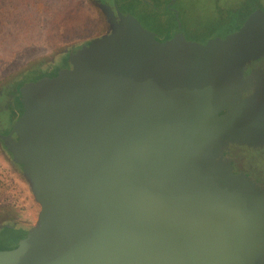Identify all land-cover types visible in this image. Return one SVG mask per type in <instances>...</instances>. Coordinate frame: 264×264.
Masks as SVG:
<instances>
[{
	"label": "water",
	"instance_id": "1",
	"mask_svg": "<svg viewBox=\"0 0 264 264\" xmlns=\"http://www.w3.org/2000/svg\"><path fill=\"white\" fill-rule=\"evenodd\" d=\"M105 7L113 33L72 51L69 70L25 101L32 110L10 145L40 213L23 239L0 248V264L264 263V234H255L241 194L206 174L222 167L228 143L259 141L264 70L244 80L245 91L254 90L245 100L229 95L197 118L221 82L222 75L209 77L216 43L185 61L180 41L181 81L168 96L155 94L151 84H135L133 67L108 49L127 23ZM241 50L264 48L238 39L224 72ZM180 84L189 94L172 99Z\"/></svg>",
	"mask_w": 264,
	"mask_h": 264
},
{
	"label": "rangeland",
	"instance_id": "2",
	"mask_svg": "<svg viewBox=\"0 0 264 264\" xmlns=\"http://www.w3.org/2000/svg\"><path fill=\"white\" fill-rule=\"evenodd\" d=\"M174 2L169 7L167 0H116L127 27L108 49L133 67L135 84H151L155 94L168 96L182 78L177 26L185 61L216 43L208 55L209 77L217 81L238 39L248 46L264 40V0ZM105 4L106 0H0V248L26 236L20 215L34 203L35 211L40 210L31 177L10 145L18 139L15 129L32 110L25 101L39 92L36 87L45 79L69 70L72 51L113 33Z\"/></svg>",
	"mask_w": 264,
	"mask_h": 264
},
{
	"label": "flooded vegetation",
	"instance_id": "3",
	"mask_svg": "<svg viewBox=\"0 0 264 264\" xmlns=\"http://www.w3.org/2000/svg\"><path fill=\"white\" fill-rule=\"evenodd\" d=\"M129 1L130 4H133L134 0ZM167 2L169 7H172L175 4L174 0H167ZM106 3L112 7L120 22L124 21V23H127L126 16L120 12L116 0H106ZM177 34L179 41H183L181 28L178 26ZM254 44L256 45L250 44L251 46L249 47L254 46V48H264V40L260 43L254 42ZM263 70L264 50H261V52H258L256 55L251 54L250 50H241L240 53L231 60L229 67L222 74L221 82H213L216 91L212 95V100H210V102H208L206 106L197 113V118H200L205 114V109L207 110L210 107L216 106L221 100L229 95V98L238 95L240 101L245 100V98L253 94L254 90L251 88L250 91L246 92L244 89V80L248 77H252L254 72H261ZM228 73H230V75H228L227 78ZM231 81L235 84L234 89H232V94L226 92V87ZM223 83L225 84L222 86ZM181 85L182 84L178 85V88L176 89V92H178L179 95L173 97V94L175 93L173 92L171 95L172 99L180 100L189 94L181 87ZM239 86L241 88L243 87L244 90H239ZM162 95L164 96L163 93ZM262 95L264 96V93H262ZM262 104L264 105V101H262ZM261 128L263 133L260 134L259 141H255V145L249 146L228 143L220 157V165H222V167L219 169L215 166L211 170L206 171L208 177L219 174L224 182L235 186L245 202L246 215L254 222V232L259 236L264 234V117ZM258 243L259 241L257 242L256 239L255 246H257Z\"/></svg>",
	"mask_w": 264,
	"mask_h": 264
},
{
	"label": "crops",
	"instance_id": "4",
	"mask_svg": "<svg viewBox=\"0 0 264 264\" xmlns=\"http://www.w3.org/2000/svg\"><path fill=\"white\" fill-rule=\"evenodd\" d=\"M31 207V204H30ZM39 213L40 210L37 212V210L35 211V203L34 205L32 204V208H30V210L28 211V213H25L23 215H20V218H25L24 219V223H22L23 225H21V230L26 234H28L31 231V228L34 227L39 219ZM30 217H29V216ZM26 234V235H27Z\"/></svg>",
	"mask_w": 264,
	"mask_h": 264
}]
</instances>
